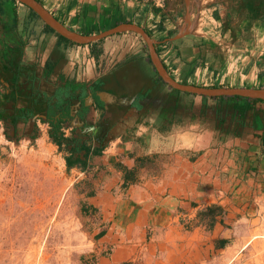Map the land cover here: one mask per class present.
Wrapping results in <instances>:
<instances>
[{
	"label": "crops",
	"instance_id": "obj_1",
	"mask_svg": "<svg viewBox=\"0 0 264 264\" xmlns=\"http://www.w3.org/2000/svg\"><path fill=\"white\" fill-rule=\"evenodd\" d=\"M210 1L215 19L213 30L216 33L213 35L223 36L221 41L212 40L210 33L200 27L195 14L200 6L198 0H165L162 7L155 6L154 0H45L41 3L61 25L83 36H96L122 24L138 26L149 36L169 75L177 77L175 80L180 83L186 78L184 85L264 88L263 12L257 7L261 0H255V13L248 10V0ZM5 20L11 23L10 18L5 17ZM155 23L156 29H151ZM9 36L21 37L17 33L8 34L7 40L12 39ZM140 40L137 33L121 32L90 43H95L93 46L57 44L58 47H53V56H68V72L64 70L65 73L83 85L87 93L83 103L85 111L82 112L80 101L70 102V119L61 129L65 139L68 138L65 141L69 144L67 149L70 151L76 146L69 141L76 136L74 132L81 134L82 139L77 149L83 144L91 149L102 148L99 155L88 154L85 165L90 172L77 166L71 170L79 169L80 174H87L84 179L96 191L88 198L89 203L100 209L103 223L107 221L97 244L102 253L98 259L100 264L105 261L121 264L144 249L150 257L154 253L158 255V260H204V249L198 244L200 240L192 243L191 250L173 258L172 244L167 238L181 236L185 239L193 234L198 237L196 230L186 231L175 221L211 204L225 210L228 200H246L255 192V185L264 184V100L208 98L174 90L158 77L143 40L147 55L142 54ZM54 42L51 34L45 36L44 43L37 49L34 42L21 50L13 43L1 45L0 42L2 88L11 90L21 85L27 90L33 83L43 99L54 95L64 86L60 74H47L45 69L48 51ZM96 53L107 56L108 61L114 58L122 61L126 53L136 57L138 64L133 62L110 73L108 87H131L134 80L124 76L138 77L141 68L149 67L165 86L158 85L143 99H137L136 94L122 96L99 90L96 95L103 106L98 108L90 89L109 71H101L99 61H93ZM240 53L245 54L246 59L237 66ZM62 64L60 61L56 65V71ZM12 95L11 91L10 97ZM20 99L25 103L18 108L30 106L25 95L17 96L16 104ZM150 110L154 113V122L157 119L166 121L169 117L167 123L174 118L172 121L176 124L165 125L169 131L162 134L152 128L147 135V149H141L139 143L130 139L137 135L132 127L137 118ZM204 113L206 124L203 123L201 131L193 132L190 122L198 121ZM59 115L56 111V117ZM115 115L122 117L124 122L119 125V133L115 132L118 127ZM194 115L197 117L190 120ZM44 117L45 110H42L31 119L40 122ZM41 124L49 130L47 124ZM122 129L124 134H121ZM77 151L81 154L73 156L85 159V151ZM132 152L149 153L157 159L143 167L134 184L124 190L120 188L122 173L115 167L119 164L129 168ZM94 175L95 180L91 178ZM108 208L116 212L114 219L107 216V212L108 218L105 217ZM174 244L177 248L185 242ZM108 246L113 250L105 252Z\"/></svg>",
	"mask_w": 264,
	"mask_h": 264
},
{
	"label": "rangeland",
	"instance_id": "obj_2",
	"mask_svg": "<svg viewBox=\"0 0 264 264\" xmlns=\"http://www.w3.org/2000/svg\"><path fill=\"white\" fill-rule=\"evenodd\" d=\"M16 4L19 23L28 8L17 1ZM6 91L9 88L6 90L0 85V104ZM24 103L20 99L15 105L21 107ZM8 116L9 113L4 115L1 111L0 264H88L87 260L99 252L97 235L107 221L103 223L100 209L94 213L83 209L86 201L79 182L87 174L79 173L80 165L77 171L66 168L64 157L69 155V150L64 145L58 147L51 143L48 128L41 122L29 119L13 125ZM115 120L118 125L115 132L119 133V125L124 122L119 115H115ZM34 124L36 138L32 139ZM73 134L76 136L69 141L77 149L81 134ZM85 171L90 172L87 168ZM254 190L246 200H228L223 221L217 217L213 227L209 226L208 217L199 215L206 207L175 221L186 231L196 230L198 237L193 234L185 239L167 238L172 244L173 258L191 250L192 243L200 240L204 260H158L153 250L154 255L150 257L144 249L132 262L127 260L121 264H264V184L255 185ZM106 212L114 219L116 212L105 209L106 218ZM221 239L226 241L225 247L217 248ZM183 241L185 244L175 247L174 242ZM112 250L109 246L105 248V252Z\"/></svg>",
	"mask_w": 264,
	"mask_h": 264
},
{
	"label": "trees",
	"instance_id": "obj_3",
	"mask_svg": "<svg viewBox=\"0 0 264 264\" xmlns=\"http://www.w3.org/2000/svg\"><path fill=\"white\" fill-rule=\"evenodd\" d=\"M41 5V1L37 0ZM9 4L12 5V8L9 7ZM248 10L251 13H255V10L260 8L263 12L262 14V25H264V0H261V3L256 7L255 0H248L247 2ZM27 9V8H26ZM27 14H24L22 22L18 23L19 17L17 14V4L16 0H0V42L1 45L4 43V45L8 44L7 42L13 43L14 46H16L18 49L24 48L26 45H30L31 42H34V47H39L40 44L44 43V38L46 35L51 34L52 40H55L54 44L51 45L46 62H45V69L47 74H60V78L64 81V86L58 88L54 95L51 97H47L46 99H43L41 95L39 94V91L37 88L33 87V83L30 85L31 88L27 89L25 87H22L21 85L14 86L10 91H8V94H5L3 96V102L0 104V113L2 111V114L9 113L8 119L11 120V123L15 125L18 121H24L27 122L29 119L33 118L35 113L42 112V110H45V117L44 120H40L41 123H45L49 126L48 130V138L51 143L54 145L61 147L64 145V147H68L69 144L65 143L66 140L64 137V133L61 131L63 123L68 121L70 119L69 115V105L70 102L73 101H80L82 112L86 110L84 107V99L87 96L86 88L81 85L77 84L74 80V78H71L69 74L65 73L64 70L68 72V66H69V58L65 55H58L53 56V48L60 46L61 44H67V45H73V46H79L76 44H73L63 37L57 35L53 30L49 29L47 26L42 25V23L39 21L37 16L29 9H27ZM4 15H7L10 18L11 23L6 22ZM20 34L21 37L16 38L15 36H9L10 38L14 39L12 42V39H6L8 34ZM24 38V40L22 39ZM19 39V40H18ZM21 39V40H20ZM141 42V51L143 55H147L146 48L144 46V43L142 40ZM96 43V42H95ZM93 43V44H95ZM58 44V46H57ZM93 44L89 45H83V46H93ZM145 55V56H146ZM107 56H101L100 53H96V55L93 56V61L96 62L99 61L98 64H100L101 71H104L108 69L109 74L104 75L102 78L98 79L94 82L92 88L90 89L91 96L94 99V102L96 103V106L98 108H102L103 104L100 102L96 95V91L99 90H105L113 92L117 95H128L132 96L136 94L137 99H143L147 95H151L153 91L158 87V85L165 86L161 80L157 77L156 73L154 72L153 68L149 67L147 69H140L138 77L134 76H124L126 79L129 77L130 80H134V84L131 87L127 88H112L108 87V81L110 80V76H112L110 73L112 71H115V69H118L120 67L125 68L128 64H131L133 62H136V57H131L129 54H125V57L122 61H118L115 58L113 61H108ZM62 61L61 68L56 71L57 67L56 65ZM137 63V62H136ZM96 64V66L98 65ZM138 64V63H137ZM56 71V72H55ZM151 72V75L149 74ZM175 79H178L177 77ZM182 83L186 84V78L182 79ZM148 84V85H147ZM11 91L14 95L11 96ZM179 94V92H177ZM25 95L27 99H29L30 106L26 108H18L16 107V97L17 96H23ZM51 101L53 103L51 104ZM152 110V109H151ZM148 111L145 116H141L140 118H137L136 121H134L135 126H133L132 132L134 134H137L131 137L132 141L134 143H139L141 146L139 148L141 149H147L146 143H147V135H149L152 132V128H157L158 133L162 134L165 131H169V128H167L165 125H173L176 124V122H173L172 120H169L167 123L166 121H161L160 119H157V122H154V113ZM56 111L59 112V116L56 117ZM198 114V113H197ZM197 116H192L190 120H193ZM198 121L190 122V125L194 128H191L193 132L201 131V126L203 123L206 124V119L204 115H201L198 117ZM198 123V125L196 124ZM159 125L158 127L156 125ZM195 125H197L195 127ZM37 126L33 127V132L36 131ZM207 130V129H206ZM218 130V129H217ZM209 134V131L207 132ZM213 132H210V135H213ZM35 132L32 137V139H35ZM163 139V138H161ZM77 150H84V158L81 160L78 156L74 157V153ZM102 148L100 149H91V146L84 145L81 146L79 149H76L75 147L72 148L69 151V155L64 157L66 168L72 169L76 167L77 165L81 166V169L84 171L86 168V158L88 154L92 152L94 155L101 154ZM158 156V154H157ZM156 160L157 157L152 158L149 153L143 154V153H137L132 152L130 155V163L131 166L128 167H122L121 165H116V169L120 170L122 173V184L121 188L124 190H127V188L134 184L136 181V176L138 172L145 166L153 163L152 161ZM95 177V175H94ZM79 184L82 186V193L85 199V204L83 205V209L85 212L94 213L98 211V208L93 207L90 203L88 198L92 197L96 194V191L91 187L89 181L86 179L79 182ZM199 215L208 217L209 218V226L212 227L216 221L217 217H222L221 221H223V208L220 205L217 204H211L207 206L204 210H202ZM104 234V227H102L101 231L98 233V238H100ZM226 241L224 239H221L217 245V248H224ZM98 252V251H97ZM102 255V253L98 252L97 254L91 256L92 260H87L88 264H98L99 258ZM132 262V260H131ZM124 263V262H123Z\"/></svg>",
	"mask_w": 264,
	"mask_h": 264
},
{
	"label": "water",
	"instance_id": "obj_4",
	"mask_svg": "<svg viewBox=\"0 0 264 264\" xmlns=\"http://www.w3.org/2000/svg\"><path fill=\"white\" fill-rule=\"evenodd\" d=\"M16 1L30 9L39 18V20L49 29L53 30L58 35L78 45L90 44L109 35L121 32H134L139 34L142 40L145 42V45L148 49L151 64L158 77L162 80L164 84L174 90L208 98L241 97L246 99L264 100V88H203L194 85H184L176 81L171 75H169V73L166 71L163 64L159 60L154 44L151 42L147 33L138 26L132 24H122L96 36H83L73 31H70L63 25H61L56 19H54V17L50 15V13L45 8H43V6L37 0Z\"/></svg>",
	"mask_w": 264,
	"mask_h": 264
},
{
	"label": "built area",
	"instance_id": "obj_5",
	"mask_svg": "<svg viewBox=\"0 0 264 264\" xmlns=\"http://www.w3.org/2000/svg\"><path fill=\"white\" fill-rule=\"evenodd\" d=\"M154 1H155V6H161L162 7L165 0H154ZM198 1H199L200 6H199V8L195 14H196L197 19L199 21L200 27L202 29H205L206 32L210 33V36H211L210 38L212 40H216V41L220 40L221 41L223 36H219L218 34L213 35V32H215L213 30V28L215 26V19H214V16L212 14V8L210 6L211 1L210 2H208V0H198ZM151 27H152L151 29H156V23L154 25H152ZM214 37L216 39H214ZM255 43H256V41H255ZM239 57L240 58L236 62L237 66L241 65V63L244 62V59H246V56L243 53H240Z\"/></svg>",
	"mask_w": 264,
	"mask_h": 264
}]
</instances>
